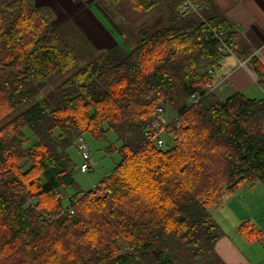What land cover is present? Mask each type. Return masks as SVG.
I'll use <instances>...</instances> for the list:
<instances>
[{
    "label": "trees",
    "instance_id": "16d2710c",
    "mask_svg": "<svg viewBox=\"0 0 264 264\" xmlns=\"http://www.w3.org/2000/svg\"><path fill=\"white\" fill-rule=\"evenodd\" d=\"M107 1L135 22L165 5L166 26L97 54L33 0H0V264H224L211 209L243 183L264 184V98L221 101L207 86L222 60L252 53L214 0ZM185 1L196 10L181 12ZM158 105L176 118L163 149L144 136ZM110 132L120 163L105 196L84 193L68 150Z\"/></svg>",
    "mask_w": 264,
    "mask_h": 264
},
{
    "label": "crops",
    "instance_id": "0c3cea01",
    "mask_svg": "<svg viewBox=\"0 0 264 264\" xmlns=\"http://www.w3.org/2000/svg\"><path fill=\"white\" fill-rule=\"evenodd\" d=\"M71 1L34 0L35 4L49 8L56 17H64V13L69 12L71 18L83 21L84 25L88 26L89 22L93 27L91 30L98 33L100 40L115 46L111 44L110 30L99 20L91 6H86L84 3L73 5ZM214 1L230 24L236 31L238 30L242 43L251 49L252 55L244 62L238 61L232 55L222 60L219 67L214 70L212 92L221 101L236 93L249 99H263L264 90L260 83L264 81V77L254 70L251 59L257 61L264 71V0ZM87 37L97 42L90 32ZM95 45L102 47L99 43ZM211 213L221 229L215 252L224 264H264V184L262 182L253 184L246 182L236 191L226 193L222 202L212 207ZM247 223L255 228V234L248 235L242 231L243 225Z\"/></svg>",
    "mask_w": 264,
    "mask_h": 264
},
{
    "label": "rangeland",
    "instance_id": "374dc122",
    "mask_svg": "<svg viewBox=\"0 0 264 264\" xmlns=\"http://www.w3.org/2000/svg\"><path fill=\"white\" fill-rule=\"evenodd\" d=\"M78 3L81 4L84 3L86 6H91L93 12L96 14L99 20L110 30L109 34L110 36H112L111 44L116 45L117 43L126 51H128V49L133 48L135 46V44L137 43V33L142 28L145 29L147 28V30L151 31L166 26L165 21L157 23L161 19L162 15L166 12L164 8L165 5L143 16L137 14L133 18H137V16L140 17L135 22L133 20L131 21V19L128 18L124 19L123 17L118 15V13L109 5L107 0H72L71 1V4L73 5H76ZM34 5L39 10H41V12L44 13V16L49 20L52 27L57 28L64 36H70L78 31L81 32V34L85 37V39L91 42V44L96 48L97 54L106 53L108 52L109 49L114 47V45L110 46L109 42H104L103 40H100L101 37L99 38L98 33L95 30H91V28L93 27L89 22H88V26H86L84 25L83 21L71 18V15L69 16V12H65L64 17H60V16L56 17L52 13V11L49 10V8H47L46 6L35 4V2ZM106 13L108 15H106ZM84 31L87 34V36L88 33L90 32L93 38L97 40V42L91 39L90 37H87ZM98 43L101 44L102 47L95 45ZM243 48L246 49L244 44H243ZM248 49L251 51L250 48ZM80 65L83 64L81 63ZM40 99H41V95L39 97L37 96V100ZM166 110L168 112V119L171 124L175 119V116L171 113L169 109L166 108ZM80 138H82L83 141L90 148L92 152V157L95 161V166L87 174H82L79 170L80 166L82 165V158L76 145L75 147L68 150V155L71 157L73 164L77 166V171L74 174L75 182L77 183L79 189L82 192L87 193L92 189H94L95 187H97L104 180V178L110 175L115 169V167L120 163V156L118 152L117 151L109 152V148L113 146L114 148L119 149L121 145L117 142L116 136L111 132L108 133L107 140L101 142L97 141L91 134L88 133L84 134L83 137H79V139ZM75 193L76 191L72 189L62 191L64 197V200L62 201L64 208H67L69 206V198L71 199L72 195Z\"/></svg>",
    "mask_w": 264,
    "mask_h": 264
},
{
    "label": "built area",
    "instance_id": "2783aa9c",
    "mask_svg": "<svg viewBox=\"0 0 264 264\" xmlns=\"http://www.w3.org/2000/svg\"><path fill=\"white\" fill-rule=\"evenodd\" d=\"M188 10H196V7L191 5L188 1H185L181 6L180 11L186 12ZM212 39L218 40L222 43V52L224 54L226 55L232 54L226 43H224V35L222 33L221 34L214 33ZM209 74L211 76H214L215 72L213 70H210ZM207 88L212 91L213 85L208 84ZM199 100L200 97L198 95H193L189 98L187 105L192 106L194 104H197ZM173 121H176V118ZM169 124L170 121L168 119V112L166 110V107L162 105L156 106L153 115V121L151 122L149 128L144 133L145 139L154 146L163 149L166 145L165 138L169 132L168 131ZM77 145L80 150V154L82 158V165L80 166L79 170L82 174H87L95 166V161L92 157V152L82 138L78 139ZM91 192L94 193L97 197L106 195V189L102 185V183H100L97 187L92 189ZM66 212L68 213V215L74 214L72 209H68L66 210Z\"/></svg>",
    "mask_w": 264,
    "mask_h": 264
}]
</instances>
